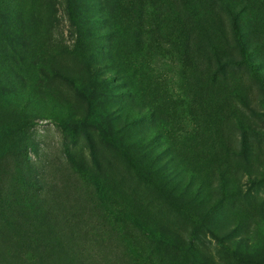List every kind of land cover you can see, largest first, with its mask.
I'll return each instance as SVG.
<instances>
[{"label":"rangeland","instance_id":"1","mask_svg":"<svg viewBox=\"0 0 264 264\" xmlns=\"http://www.w3.org/2000/svg\"><path fill=\"white\" fill-rule=\"evenodd\" d=\"M235 24L264 68V0H0V264H264Z\"/></svg>","mask_w":264,"mask_h":264},{"label":"trees","instance_id":"2","mask_svg":"<svg viewBox=\"0 0 264 264\" xmlns=\"http://www.w3.org/2000/svg\"><path fill=\"white\" fill-rule=\"evenodd\" d=\"M241 11L240 13L244 12L246 8L249 7L248 1H241L240 3ZM235 23V22H234ZM236 32L238 35L240 34L239 41L241 43V52L242 57L245 59L251 73L257 78V80L262 84L264 88V68L261 66L260 62L257 60H254L252 56L248 53V51L245 49V40L244 36L242 34V31L239 29V26L235 24Z\"/></svg>","mask_w":264,"mask_h":264}]
</instances>
